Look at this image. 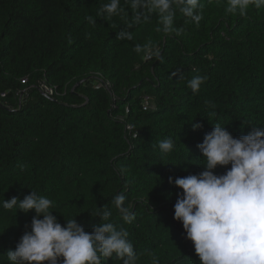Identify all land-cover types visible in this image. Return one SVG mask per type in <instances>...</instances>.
<instances>
[{"label": "trees", "instance_id": "obj_1", "mask_svg": "<svg viewBox=\"0 0 264 264\" xmlns=\"http://www.w3.org/2000/svg\"><path fill=\"white\" fill-rule=\"evenodd\" d=\"M107 2L0 0V264H9L6 253L35 215L6 210L3 201H22L31 191L54 202L62 226L74 217L87 233L101 223L91 214L111 209L145 253L139 264H150L147 252L160 264H200L174 219L182 194L174 180L204 171L198 145L213 124L234 138L264 131V8L241 16L226 12V0H205L198 26L177 13V35L157 32L155 14L129 28L124 0L126 14L105 20L97 13ZM121 30L133 40H118ZM137 44L152 46L150 60L135 53ZM197 76L207 79L193 94L187 84ZM41 80L58 95H40ZM96 82L108 87L95 89ZM144 97L153 110H142ZM194 123L202 127L193 131ZM168 138L174 149L163 155L158 144ZM117 194L135 213L131 224L112 205Z\"/></svg>", "mask_w": 264, "mask_h": 264}, {"label": "clouds", "instance_id": "obj_2", "mask_svg": "<svg viewBox=\"0 0 264 264\" xmlns=\"http://www.w3.org/2000/svg\"><path fill=\"white\" fill-rule=\"evenodd\" d=\"M124 3L132 12L129 28L148 23L155 14L157 32L177 35L183 31L174 27L177 13L185 18V23L198 26L205 7V0H124ZM226 5L227 13L244 16L250 7L264 8V0H226ZM120 14H126L121 0H108L97 13L105 20ZM87 20L96 24L92 16ZM133 38L128 30L117 35L121 41ZM134 51L153 55L150 44H137ZM206 79L194 77L187 87L195 94ZM201 127L194 123L193 131ZM158 147L161 154L168 155L174 149V142L171 138L164 139ZM198 149L204 171L174 180V185L182 190L174 205V219L182 223L200 264H264V131L253 130L234 138L216 123ZM218 167L228 170L218 176L215 174ZM169 183H173L171 177ZM125 200L124 194H117L112 205L124 223L131 224L136 217L132 207L125 206ZM53 206L51 199L35 191L22 201L16 197L3 201L6 210L35 212L31 230L23 234L15 250L6 253L9 264H106L113 258L121 264H139L145 254L129 241L128 230L113 221L111 209L104 206L95 215L91 214L100 217L101 223L87 233L74 217L65 219L62 226L50 210ZM146 254L150 264H160L154 253Z\"/></svg>", "mask_w": 264, "mask_h": 264}, {"label": "built area", "instance_id": "obj_3", "mask_svg": "<svg viewBox=\"0 0 264 264\" xmlns=\"http://www.w3.org/2000/svg\"><path fill=\"white\" fill-rule=\"evenodd\" d=\"M145 60H150V56H146ZM28 79L24 78L21 80V84H27ZM108 84L107 83H102V82H96L94 85L95 89H100V88H107ZM36 90L38 91V93L44 97L47 98H54L56 95H58L56 89L50 85L47 84L46 80H41L38 81L36 86H35ZM26 91L27 89L18 91L16 93V96L18 98L19 103L22 102V100L26 97ZM2 97H4V94H1ZM142 110L143 111H148V110H153V106L150 103L149 97H144L143 101H142ZM126 131L131 132V127L127 126L125 128ZM133 138H136V135H133Z\"/></svg>", "mask_w": 264, "mask_h": 264}, {"label": "water", "instance_id": "obj_4", "mask_svg": "<svg viewBox=\"0 0 264 264\" xmlns=\"http://www.w3.org/2000/svg\"><path fill=\"white\" fill-rule=\"evenodd\" d=\"M80 83H81V82H80ZM80 83H79V84H80Z\"/></svg>", "mask_w": 264, "mask_h": 264}]
</instances>
